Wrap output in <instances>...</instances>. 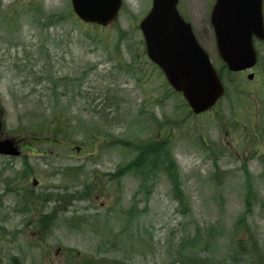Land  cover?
Segmentation results:
<instances>
[{"label": "rangeland", "instance_id": "1", "mask_svg": "<svg viewBox=\"0 0 264 264\" xmlns=\"http://www.w3.org/2000/svg\"><path fill=\"white\" fill-rule=\"evenodd\" d=\"M69 3L0 0V12L12 14L8 24L1 21L0 15V139L14 138L20 123L24 126L49 116L51 110L32 94V88L41 80L35 78L36 72L40 76L43 73L41 78H46L48 87L50 83L55 85V79L68 77L81 88L74 102L64 99L61 104L63 108L70 104L64 112L72 121L64 145L68 148L39 157L45 145L37 148L38 153H26V161L33 177L41 182L34 196H72L88 189L89 197L72 199L66 212L55 210L59 201H45L42 214L16 213V202L30 189L32 178L21 180L16 176L24 169L23 160L0 157V264H70L62 254L66 250L75 251V264H85L88 258L89 264H195L211 257L226 260L232 230L244 211L245 179L241 163L221 152L216 160L219 172H214L213 161L200 146L202 135L224 146L230 141V135H225L227 128L216 136V123L210 117L187 116L178 97L164 98L163 89H158L162 78L149 67L140 73L145 78L117 71L119 63L131 62L130 53L141 54L142 37L135 28V18L145 14L150 0H124L125 9L119 14L117 26L97 34L69 18H59ZM213 3L179 0L180 12L191 21L212 59L209 14ZM52 17H57L56 22ZM119 31L126 33L124 40L118 39ZM111 53L114 56L109 59ZM53 101L51 97L49 105ZM219 108L214 119L218 114H228L225 102ZM155 120H167L171 127L167 148L178 165L181 188L189 199L188 215L181 214L171 199V187L163 174H156L149 199L137 196L138 181L130 173L117 184L112 181L108 185L107 175L134 157L129 149L114 148L111 140L145 141L150 131L144 126L153 124L156 128ZM248 168L253 175L248 185L260 193L264 203L261 166L250 162ZM221 172L228 173L222 183ZM6 188L13 193L7 194ZM123 211H130L129 220L124 219ZM48 213L52 214V222L46 236V227L35 225ZM249 218L253 236L264 249V206L255 204ZM69 219L79 223L77 229L68 226ZM211 235L214 247H203L200 240ZM105 240L117 242L120 249L110 248ZM47 251L50 257L44 256Z\"/></svg>", "mask_w": 264, "mask_h": 264}, {"label": "water", "instance_id": "2", "mask_svg": "<svg viewBox=\"0 0 264 264\" xmlns=\"http://www.w3.org/2000/svg\"><path fill=\"white\" fill-rule=\"evenodd\" d=\"M73 12L84 22L112 23L121 0H71ZM177 0H153L140 23L149 58L161 67L172 87L181 92L194 114L209 109L221 95V86L189 25L176 10ZM217 47L230 69L245 68L252 58L250 35L261 29L260 0H216L211 13ZM0 154L15 156L10 141L0 142Z\"/></svg>", "mask_w": 264, "mask_h": 264}, {"label": "trees", "instance_id": "3", "mask_svg": "<svg viewBox=\"0 0 264 264\" xmlns=\"http://www.w3.org/2000/svg\"><path fill=\"white\" fill-rule=\"evenodd\" d=\"M72 17L68 11L62 16L61 20H66ZM57 17H52L53 22H56ZM1 19L5 23H9L12 19V14L8 13L2 15ZM111 57V56H110ZM119 65V64H118ZM43 76V73H41ZM55 85L50 87L42 85V79L34 87L43 86L40 88L42 91L37 95V99L46 105V109L51 110L47 118H38L34 121H30L26 125H19V131L16 132V140L21 143L34 144H46L52 147L58 148L65 145L68 142L67 136L69 135V128L71 126V119L65 116V109H70L67 104L66 108L61 105L62 97H75L76 92L79 93V87H75L72 81L67 77H59L52 81ZM49 84V82H48ZM61 90V92H60ZM68 94H70L68 96ZM75 94V95H74ZM80 96V95H77ZM53 97V105H49L50 98ZM156 125V131L151 132L147 140H116L112 142V146L120 149H129L134 157L124 166L119 168L115 173L114 178H119L127 173H130L135 178L139 179V194H142L146 199L151 194L152 182L158 176L157 173L163 174L169 182L171 187L172 199L177 202L178 208L181 214L188 215L190 213L188 198L183 193L181 188L180 174L178 166L176 165L171 153L168 152V143L163 137H161L158 131L163 129L158 121H154ZM153 126L148 127V131L153 130ZM200 144V143H199ZM166 146V147H165ZM88 196V193H85ZM244 199V211L241 215L233 230L232 236L229 241L228 257L226 260H217L216 258H205L197 261L198 264H229L242 261L244 264H264V249L260 245L259 241L253 236V232L250 229L249 217L252 212V208L255 204L263 207V201L253 192L251 186H247ZM45 226H50V223L45 220ZM45 230V231H44ZM46 234L50 229H44ZM48 230V231H47ZM213 235L207 237L203 241L207 242V245L200 240V244L207 248L212 249L214 247V240L211 239ZM197 262L195 264H197ZM180 263V262H179ZM183 264V263H180Z\"/></svg>", "mask_w": 264, "mask_h": 264}, {"label": "flooded vegetation", "instance_id": "4", "mask_svg": "<svg viewBox=\"0 0 264 264\" xmlns=\"http://www.w3.org/2000/svg\"><path fill=\"white\" fill-rule=\"evenodd\" d=\"M262 2V18L264 25V0ZM252 47L255 53L254 65L239 73L229 76V115L228 128L232 133V149L244 151L246 142L255 154L264 153V36L254 38ZM220 68H224L219 62ZM226 71V70H225ZM219 130H216L218 134ZM231 142V143H232Z\"/></svg>", "mask_w": 264, "mask_h": 264}]
</instances>
